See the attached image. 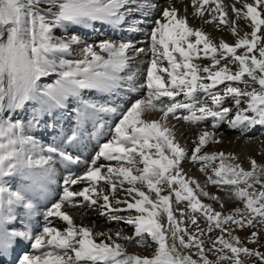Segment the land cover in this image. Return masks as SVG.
<instances>
[{"label": "snow or ice", "instance_id": "1", "mask_svg": "<svg viewBox=\"0 0 264 264\" xmlns=\"http://www.w3.org/2000/svg\"><path fill=\"white\" fill-rule=\"evenodd\" d=\"M42 2L49 7H39ZM134 3L136 0H0V264H5L24 241L33 250L45 251L39 255H19L18 264H213L204 255L203 241L182 228V221H177L173 197L177 204L187 202L191 210L187 215L193 225H197L195 214L202 213L209 232L213 227L228 231L224 226L230 224L253 225L257 219L264 223V179H261L264 167L252 160L251 170H245L239 164L228 163L232 158L224 153L200 154L213 133L204 131L199 135L191 161L201 165V172L212 168L207 181L233 186L235 198L244 204L243 209L238 207L234 213L223 215L202 203L190 187L195 184L200 194L208 195L194 179L185 178L180 165L187 151L176 141L167 123L170 115L191 122L223 121L233 112L222 106L231 97L236 109L229 119L231 127L264 125V0H234L231 11L236 20L231 21L222 0H192L196 15L203 17L206 9L210 11L212 20L206 22L230 26L231 33L237 37L235 43L230 45L222 40L216 45L204 31L190 27L175 8L164 9L163 21L156 20L150 33L151 59L142 85L147 90V98L131 102L120 113L111 139L100 146L92 162L95 165L103 157L116 161L117 166L107 167L106 173L101 167L92 166L81 176L68 175L63 179V195L48 208L46 216L66 222L64 230L46 225L36 235L27 229L9 228L19 218L18 208L31 215L35 210L33 198L38 194L47 195L55 172V157L69 166L79 163L78 156L59 146L38 143L28 130L45 122V117H54L68 109L73 101H76L73 108L76 128L63 143L70 146L76 142L88 121L94 127L103 128V117L115 115L118 108L86 97L94 93L115 96L131 90L134 76L124 77L121 73L128 67L130 49L144 51L134 49L131 43L103 40L83 47L81 58L66 59L79 40L75 36L58 39L53 36L54 29H66L70 25L87 27L97 21L119 25L127 12L148 7L147 3L138 5L137 9L128 7ZM239 19L248 21L251 28L243 36L239 35ZM239 49H243L240 54ZM201 58L210 59L211 64L201 67L194 63ZM230 64L236 65L235 71ZM52 76H55L54 82L41 83L42 78ZM221 84L225 85L222 93L213 91ZM197 93H204L207 99L198 100ZM180 95L186 100L177 101ZM162 98L170 102L165 103ZM29 108L31 118L25 121L22 113ZM179 110L189 114L178 117ZM151 112L161 113L159 119H145V114ZM212 126L216 127L217 123ZM216 161L219 163L213 167ZM83 182L88 186L80 191L70 190L72 185ZM101 182L108 186L109 193L100 187ZM138 184L147 192L137 187ZM257 184L259 190L255 187ZM118 188L131 198V202L116 200V204L126 205L124 209L112 207L110 195L114 199ZM165 188L168 194L162 195ZM75 197H82L93 205L102 198V207L113 212L134 210L136 215L129 216L125 222L134 225L141 245L145 235L151 238L156 245L154 252L150 256L128 254L110 235L106 241L97 242L90 228L77 226L71 215L62 210ZM162 215H166L167 226L161 223ZM197 230L203 234L198 225ZM228 234L231 236L230 231ZM116 235L120 237L119 233ZM257 235L253 232L251 237ZM252 238L250 242L255 243ZM217 243L221 246L217 251L222 255L216 264L223 261L242 264L241 254L264 264V253L237 246L238 237L232 236L229 240L220 236L213 241L214 249ZM192 247L198 249L200 260L184 254L183 250ZM225 250L231 255L223 254Z\"/></svg>", "mask_w": 264, "mask_h": 264}, {"label": "rangeland", "instance_id": "2", "mask_svg": "<svg viewBox=\"0 0 264 264\" xmlns=\"http://www.w3.org/2000/svg\"><path fill=\"white\" fill-rule=\"evenodd\" d=\"M222 2L228 10L229 21L236 20L235 14L231 11V6L233 5L234 0H222ZM145 3L148 4V7L127 12L125 20L119 25H111L105 22L97 21L93 22L91 26L87 27L83 25H70L66 29H54L53 36L58 39H69L72 36H75L79 40L78 44H74L72 46V52L64 57L66 59L81 58V49L83 47L87 45H97L103 40H110L116 44L121 42L131 43L134 46V49L139 48L144 50L143 52H135L133 49H130L128 52V56L130 58L128 67L123 73H121V75L124 77L128 75L134 76L135 79L133 81L132 88H135V94H129V91H121L115 96L94 93L86 97L96 103H106L116 106L118 108V112L115 115L107 114L103 117L104 126H107L106 130L103 135L102 132L99 134V139H95L96 145L94 144L92 148H89V145L86 142L95 136L94 132L96 127L93 126L92 121H88L83 126L81 129V135L79 137L80 142L76 144L78 147L75 148L79 151L76 152L80 154L78 157L81 161L77 164H74V166H68L63 162H60V165L58 164V168L60 170L56 172L57 174L59 173L58 175L65 177L68 175H72L73 177L81 176L87 171L89 167L92 166L101 167L102 171L106 173L107 167L117 166L116 161H107L103 157H101L99 160H96L95 165H93L92 162L95 159L100 146L111 139L112 130L115 126V123H117L121 118L120 113L126 110L127 107L130 106L131 102L147 98V90L142 85L144 84L146 70L151 59L150 33L152 28L155 26L156 20L163 21L162 12L164 9L175 8L178 12V16L186 18L190 27L204 31L209 36L211 41L216 45H219L222 40L230 45H233L237 39V37L231 33L229 25H218V22H206L212 20V15L207 9L205 10L203 17L196 15V9L192 5V0H136V3L131 4L128 7L137 9L138 5ZM39 7L46 9L49 7V5L42 2ZM236 7H240V5L236 4ZM121 11H124V9ZM248 24L249 22L244 19L237 20L240 36H243L246 32L251 31V28L248 26ZM192 39L194 41L195 38L192 37ZM96 50L99 51L98 48ZM241 52H243V49L238 50V54ZM103 55H105V58H107V54ZM226 62L227 61H221L222 64ZM194 63L203 67L211 64V60L201 58L194 60ZM229 67L233 71L236 70V65L230 64ZM54 80L55 76L42 78L41 83H52ZM233 86H239L242 89L244 87L243 84H234ZM140 87L141 90H139ZM224 87V84L218 85L217 88L213 89V91L222 93ZM196 98L200 101L207 99L204 93H197ZM162 99L165 103L170 102L167 100V98ZM176 99L177 101H184L185 97L180 95ZM75 106L76 101H73L71 106L63 112H58L54 117H45V122H42L38 127L33 126L28 130L29 134L33 135L40 144L43 143L45 145L47 140L51 138H58V140L63 143L64 139L76 128V116L75 112L73 111ZM222 106L233 109V112L230 114V116L225 118L223 121L214 122L211 119H208L205 121L191 122L184 121L182 119H176L170 115L167 123L169 127L172 128L176 141H178L179 144L187 151V155L180 165L185 178L194 179L200 185V188L207 192L208 195L204 196L200 194V190L196 188L195 184L190 185V187L194 188L198 198L202 203L211 205L215 211L221 212L223 215H228L234 213L235 209L238 207L243 209V202L235 198L233 186L213 185L209 183L207 181V177L212 174V168H208L207 172H201V165L191 161V152L195 147V143L198 142L199 135L204 131H208L213 133V137L208 140L207 144L202 148L200 154L224 153L226 157L232 158L227 161L228 163L239 164L245 170H251L250 162L252 160H255L258 165L264 167V125L254 124V128H250L247 124L231 127L229 119L231 118V115H234L236 110L233 99L231 97H227L223 101ZM240 107L243 108L245 105L242 103ZM30 113L31 108L22 113L25 121L31 118ZM188 114L189 113L185 110H179L176 115L180 117ZM160 115L161 113L159 112L146 113L145 119H159ZM249 115H251V113H249ZM213 123H217V126L213 127ZM36 130H38L39 133H35ZM99 130L101 131V128H97V133H100ZM80 149L86 150V152L83 154ZM218 163L219 161H216L213 167ZM261 179H264V177ZM86 186H88L87 182L78 183L76 185H72L70 190L80 191ZM100 187L104 189L105 193H109V188L104 184V182L100 183ZM125 187H127V185H125ZM137 187H141L142 190L147 192V189L143 186L138 184ZM241 187H243V185H241ZM255 187L257 190L260 189L259 184H257ZM167 194L168 191L165 188V191L162 192V195ZM114 196L115 198L112 199L110 195L113 208H126V205L124 204H116L117 199H128L131 202V198L128 197L127 193L119 188L117 189ZM151 196L153 199H155L154 193H151ZM212 197H215L216 199H213ZM80 198L81 197H75L72 200L73 204L78 205V207L82 206L73 210L75 213L74 215H76V217L81 220L86 216L85 224L92 230L94 238L97 242L102 240L106 241L107 237L110 235L112 237V241L123 245L125 252L128 254L150 256L154 252L156 245L151 241V238L145 235L143 245H141L138 243L140 238L135 236L134 225L127 224L125 222L129 216L136 215L134 210L119 212L110 211L109 209L102 207V198L95 205L89 202V205L83 206L81 205L82 200H80ZM90 205H93V207L90 208ZM172 208L177 221H182L180 226L182 228H186L188 232L195 234L199 240L203 241L202 247L204 250V255L209 261H212L213 264H216L219 256L222 255V253L217 251V249L221 247L218 243L216 244L215 249L213 248V241L220 236H223L225 239L229 240H231L232 236L238 237L239 244L237 246L247 247L249 249L264 253V223H260L258 219L254 221L253 225H247V223H245L244 227H239L235 224H230L224 226L226 229H228V231L221 232L219 228L213 227L212 231L209 232V225L206 219L203 217L202 213L198 212L195 214V216L197 225L203 232V234H201V232L197 230V225H193L189 216L187 215V213H189L191 210L188 208L186 201L177 204L175 202V198L173 197ZM39 210L41 211V209ZM181 211H183L185 215L181 216ZM42 212H44V210H42ZM113 217H116V219H113ZM161 223L167 226L166 215H162ZM49 226H55V228L57 227V229L61 230V226L57 224L53 223ZM229 231L231 232V236L228 234ZM253 232L258 233L255 238L251 237ZM98 233H104L105 235H98ZM117 233L120 234L119 238L116 235ZM123 237H130L132 239L125 240ZM250 238L255 239L256 242H250ZM185 240H187V235H185ZM112 241L107 242L111 243ZM42 251H45V249L40 250L38 254H41ZM183 252L184 254L191 255L195 260H200L198 249L196 247H192L190 250H183ZM24 253L25 251L22 250L21 255ZM223 254L231 255V253L227 252V250H225V253ZM239 258L242 261V264H260L259 260L255 257H248L241 254ZM221 264H230V262L223 261Z\"/></svg>", "mask_w": 264, "mask_h": 264}, {"label": "bare ground", "instance_id": "3", "mask_svg": "<svg viewBox=\"0 0 264 264\" xmlns=\"http://www.w3.org/2000/svg\"><path fill=\"white\" fill-rule=\"evenodd\" d=\"M139 90H141V87L139 88ZM134 91H135V88L134 89L132 88L131 90H129V92H130L129 94H131V93L135 94L136 92H134ZM185 100H186V98L184 99V101ZM108 115H112V114H108ZM254 126L255 125H249L250 128H254ZM106 127L107 126H104L103 128H101V131L99 130L100 133H97L98 132L97 128H100V127H98V126L96 127V130L94 132L95 136H93V138L91 140H87V142H86V143H88L89 148H92V146H94L95 139H99V137H100L99 134H101V132H102V135H103V133L106 130ZM35 133H39V131L36 130ZM79 142H80V139H78L76 142H74L72 145L69 146L66 143H62L61 141H59L58 138H56V139H52L51 138V139L47 140V143L45 145L43 143H42V145L47 146L48 144H54L56 146H59V147L65 149V150L69 151L74 156H79L80 154L77 153L79 151L77 149H75V148L78 147L76 144H78ZM96 143H98V142H96ZM81 152L84 154L86 152V150L82 149ZM80 161L81 160L79 159V162ZM60 162H61V160H60V158L58 156L54 158L53 168L55 169V172H54V175L52 177V183L49 186V191H48L47 195L45 196V195H42V194H38V195H36L33 198V203L35 205V210L32 212L31 215H28L26 210H24L22 208H18L17 209V213L19 215V218L16 221H14L11 225H9V228H17V229H22V230L23 229H27V230L33 232L36 235H38V234H40L42 232L44 226L50 225V224H53V223L61 226V230H64L66 228V226H67L66 222L62 221L60 218H58V217H47L46 216V212H47L48 208H50L53 203L59 202L60 197L63 195V188L65 187V185L63 184V179L65 178V176L58 175L59 173L58 174L56 173V172H58L60 170L58 168V164L60 165ZM70 166H74V164L70 165ZM58 176H61V177H58ZM19 183H20V180H19V178H17L16 184L18 185ZM80 200H82V204L81 205H83V206L84 205L86 206V205L90 204L88 201H84L82 197L80 198ZM83 203H86V204H83ZM80 207H82V206H80ZM80 207H78V205L73 204V202H71L70 204H65V206L63 207L62 210L68 212L71 215V217L73 218L74 223L77 226L87 227V225L85 224L86 223V221H85V217L86 216L81 220V219L77 218L76 215H74L75 213L73 212V210H75V208H80ZM92 207H93V205H90V208H92ZM39 209H41V211ZM42 210H44V212H42ZM21 249H25L26 252L28 251L27 252L28 254H35V255H39L38 253L40 251V250L36 251V250L31 249V247L29 245V242L28 241H24L23 243H21L17 247L15 254L10 256L5 261V264H18L17 253Z\"/></svg>", "mask_w": 264, "mask_h": 264}]
</instances>
